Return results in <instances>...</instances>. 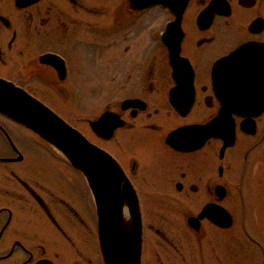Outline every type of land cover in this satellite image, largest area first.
Masks as SVG:
<instances>
[{"label":"flooded vegetation","instance_id":"1","mask_svg":"<svg viewBox=\"0 0 264 264\" xmlns=\"http://www.w3.org/2000/svg\"><path fill=\"white\" fill-rule=\"evenodd\" d=\"M175 19L162 2L0 0V79L77 130L67 116L110 87L111 138L89 125L101 112L86 122L111 140L91 141L122 177L111 195L137 199L141 264L149 233L159 264H264V0H187ZM101 263L83 174L0 112V264Z\"/></svg>","mask_w":264,"mask_h":264},{"label":"water","instance_id":"2","mask_svg":"<svg viewBox=\"0 0 264 264\" xmlns=\"http://www.w3.org/2000/svg\"><path fill=\"white\" fill-rule=\"evenodd\" d=\"M186 1L179 0L175 11L174 2L142 0L146 5L165 4L176 13L175 24L178 23ZM168 46L175 55L173 47L170 44ZM237 55V50H234L221 59L217 71L221 70L222 65H227L229 77H235ZM0 112L31 129L83 174L94 200L103 264H141L142 230L137 199L128 195L130 188H126L127 195H111V173L115 180L122 179L117 171L115 176L113 174L111 155L90 142L43 103L2 79ZM89 125L102 138H111V111H103L95 120H90ZM123 203L127 206V212L121 209Z\"/></svg>","mask_w":264,"mask_h":264},{"label":"rangeland","instance_id":"3","mask_svg":"<svg viewBox=\"0 0 264 264\" xmlns=\"http://www.w3.org/2000/svg\"><path fill=\"white\" fill-rule=\"evenodd\" d=\"M99 88H100L99 97L97 100L83 102V108H82V113H80V117L78 116V118H76L75 116L73 117L67 116V119L73 122L75 126L79 129V131L83 133L90 141L97 142V144L99 143L100 146L111 152V140L107 142L98 141L95 138V136L92 134V132L89 130L86 122L87 119H90L95 115H97L98 113L102 112V110L106 106H111V90L109 89L110 87L100 86ZM148 241H150V243L148 244V248L151 250L150 253L149 252L147 253L148 264H159L158 257L154 253V251H156L159 248L157 245L159 241L151 233H149ZM151 244L152 247H149ZM161 255L163 254L161 253ZM162 259H164V257H162Z\"/></svg>","mask_w":264,"mask_h":264}]
</instances>
